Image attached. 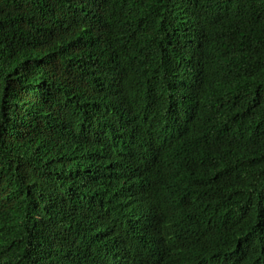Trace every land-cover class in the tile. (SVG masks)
<instances>
[{"label":"trees","instance_id":"obj_1","mask_svg":"<svg viewBox=\"0 0 264 264\" xmlns=\"http://www.w3.org/2000/svg\"><path fill=\"white\" fill-rule=\"evenodd\" d=\"M0 264H264V0H0Z\"/></svg>","mask_w":264,"mask_h":264}]
</instances>
